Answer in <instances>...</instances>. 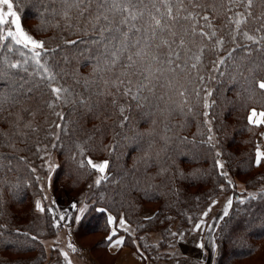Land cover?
<instances>
[{
  "label": "trees",
  "instance_id": "obj_1",
  "mask_svg": "<svg viewBox=\"0 0 264 264\" xmlns=\"http://www.w3.org/2000/svg\"><path fill=\"white\" fill-rule=\"evenodd\" d=\"M201 3L208 9L204 14L212 17L217 36L225 40L223 48L213 50V41L198 40L199 46L207 45L202 64L183 72L165 70L159 84L171 80L175 87L157 86L154 95L145 91L148 99L138 103L123 95L122 87L97 84L93 33L69 30L59 17H53L59 5L50 0H14L23 29L44 41L45 49H55L42 52V62L58 73L53 86L62 85L71 95L68 103L48 107L55 97L37 74L40 69L31 60L32 53L15 44L11 52L0 48V62L7 58L22 63L21 69L12 70L14 75L0 79V264H47L44 241L54 236L58 220L54 211L48 209L40 218L33 208L41 193L37 177L45 145H50L58 163L53 174L57 210L68 213L67 224L75 225L73 235L80 245L105 252L109 216L115 222L123 219L139 233H159L162 243L172 241L175 230H186L197 222L207 204L224 190L232 195V206L216 230L213 264H264V162L255 164L257 136L264 125L248 120L252 109L264 111V95L250 96L247 82L234 67L242 59L253 68L264 65V41L254 44L242 35L232 41L234 24L229 18L235 20L237 12H245L242 3ZM251 10L253 16L241 27L259 40L264 28L256 29L264 24V3L254 0ZM71 40L82 42L65 43ZM237 43L243 47L233 53L234 59H226ZM219 58L226 59L219 66L223 75L213 70ZM199 76L205 77L203 82ZM85 81L91 82L87 88ZM181 86L185 97L177 94ZM205 88L212 92L207 109ZM185 99L181 112L176 106ZM89 159L108 162L106 179L99 185L93 180L95 170ZM217 160L222 161V169L216 166ZM231 178L242 181L244 191L229 184ZM83 194L89 195L88 208L76 220ZM144 209L153 210V215L141 218ZM123 235L125 245L146 255L131 235ZM88 236L93 241L90 245L81 242Z\"/></svg>",
  "mask_w": 264,
  "mask_h": 264
},
{
  "label": "snow or ice",
  "instance_id": "obj_2",
  "mask_svg": "<svg viewBox=\"0 0 264 264\" xmlns=\"http://www.w3.org/2000/svg\"><path fill=\"white\" fill-rule=\"evenodd\" d=\"M50 3L59 5L58 9L52 11V15L54 18L59 17L69 30H76L81 34L93 33L91 43L96 59L93 74L99 77L97 84L102 83L105 87L111 85L117 90L122 87L124 89L122 94L131 96L138 103L142 99H148L147 96L143 95L145 91L154 95L157 86L175 87L171 80L164 85L159 84L165 70L175 73L177 69H180L183 72L187 69H197L202 64L207 45L199 46L197 44L198 40L213 41V50L223 48L225 43L223 37L217 36L211 22L212 17L204 14L208 9L201 3V0H50ZM229 3H242L245 8L244 13H236L237 19L229 18L230 23L234 24L232 41L235 43L238 35H242L254 44L264 41V36L257 40L254 35H250L241 27L247 24L248 18L253 16L251 9L254 0H229ZM261 3H264V0H261ZM212 9L215 10V5L212 6ZM229 11H231V8H229ZM201 20L204 21L203 24L200 23ZM262 28H264V24H261V28L256 29V31L259 32ZM81 42L76 40L65 41V43L71 45ZM12 44L28 49L32 53L31 60L40 69L37 74L40 76L41 81L46 82L45 86L50 88L52 95L55 97V100L49 103L48 107H54L56 102L68 103L67 97L71 95L70 90L62 85L53 86L58 73L53 66L42 62V52H54L55 49H45L44 41H37L24 31L21 27L20 17L14 10V0H0V48H5L11 52L13 50ZM239 47H243V45L237 43L235 48L230 49L226 59H234L233 53ZM194 48L195 51H193ZM20 55L24 56L25 53L21 52ZM226 59L219 58L214 61L216 67L213 70L223 75L219 66L224 65ZM189 61L192 62L189 63ZM27 63L28 60L25 59L23 64ZM21 67V61H12L5 58L0 62V79L14 75L15 73L12 70H19ZM234 67L239 76L247 82V91L250 96L255 95L257 92L264 95V75H262L264 65H257L253 68L244 63L242 59ZM24 70L27 71V69ZM107 73H112V76L107 77L105 75ZM211 78L209 77V79ZM198 79L203 82L205 77L199 76ZM90 83L85 81L84 86L87 88ZM39 86V84L36 85V87ZM176 91L180 97L186 96V89H183L182 86L177 88ZM204 92L203 106L207 109L211 107L208 97L212 95V92L207 88L204 89ZM101 94L104 93L101 92ZM196 95L199 96L200 93L197 92ZM11 99L15 103L16 97ZM158 99L163 100L164 97L160 96ZM81 102L83 103V100ZM186 103L187 100L185 99L176 108L182 112L183 104ZM56 115L60 119H64L60 113H56ZM169 115H171V111ZM204 115L207 116L208 113L205 112ZM256 117H259V119H254ZM248 120L250 124L255 126L264 125V111L257 113L255 109H252ZM28 126L26 125V127ZM57 127H60V125H57ZM211 139L209 137V142H211ZM216 155L219 156L220 153L217 152ZM262 162H264V151L257 146L255 164L259 166ZM87 163L102 174L96 180V184L99 185L102 180L106 179L103 173L108 168V162L104 161L96 164L89 159ZM216 166L223 168V164L219 160L216 161ZM32 171L35 172V169H32ZM222 174L227 175L226 173ZM229 184H231V181H229ZM241 203H243V200H241ZM231 206L232 200L229 199L220 219L228 216ZM36 209L40 212L45 211L39 201L36 202ZM49 211L52 210L49 209ZM208 211H211V208ZM203 215L207 216L208 212H204ZM59 219L64 220L65 217L62 215ZM108 219L110 224L114 222L113 217L110 216ZM118 223L120 227L127 231L126 222L123 219L119 220ZM0 227L3 226L0 225ZM199 228L200 224H197L196 229ZM116 236L117 232L114 229L107 240L113 247L122 246L123 239H113ZM68 247L76 251L73 245L69 244ZM199 247L203 248L204 245L200 244ZM62 255L67 264H71L68 254L64 252Z\"/></svg>",
  "mask_w": 264,
  "mask_h": 264
},
{
  "label": "rangeland",
  "instance_id": "obj_3",
  "mask_svg": "<svg viewBox=\"0 0 264 264\" xmlns=\"http://www.w3.org/2000/svg\"><path fill=\"white\" fill-rule=\"evenodd\" d=\"M5 10H6V6H5ZM254 119H259V117H256ZM257 146H259L260 149L264 151V131H260L258 133L256 148ZM92 162L99 164L104 161L92 160ZM220 162L222 163V161ZM57 165H58L57 160L51 152L50 145H45L42 149L41 160L39 163L40 166L39 178L41 179L40 180L41 193L38 197L35 198L33 202V208H34V213L40 218H43L46 215L45 213H47V210L51 209L52 212L53 211L55 212L58 220V226L55 227L56 229L54 231V236L44 241V246L46 248V255H47V261H46L47 264H64L65 260H62L60 257L62 253L61 241L62 240L64 241V236L65 237L67 236L66 230L70 229L69 225L67 224V221L69 219L68 213L65 211L57 210L56 202L53 196V174ZM104 174L105 173H103V175ZM101 175L102 174L100 172L95 170V176H94L95 178H93V180H95V183L96 180L99 179ZM230 180L231 183L235 185L237 191L239 192L244 191L245 186L242 181L235 180L232 178ZM88 197H89L88 194H83L81 196L79 200L80 202H78L77 212L75 214L76 220H78L79 217L88 208V204H87ZM229 199L232 200V195L223 190L217 196V198H215L214 200L210 201L207 204L205 210L198 217L199 219L197 220V222L190 225L188 228H186V230L177 229L174 231V227L176 224L175 223L173 226L174 233H172V241L171 239H166V243H162L161 242L162 237L159 233L157 232L139 233L135 231L134 226H133L134 231L132 233L133 235L131 236L133 239H135L134 240L135 245L138 247V245L141 244L142 245L141 247H144L145 249L140 248V250L142 251L144 250L145 254L149 256V258L153 261L159 262L165 260L170 256H179L181 247L183 251H187L190 254H192L194 253V248L197 244V241L201 239V233L203 234L205 229H209V227H213L216 223H218L216 226V230H217V228L219 227L220 220H222L220 219V217L223 215L224 208ZM37 201H39L41 203V206L45 208L44 212H40L36 209ZM209 208H211V211H208ZM144 211H147L150 215H153L154 213V211L151 209H144L140 214L141 218L145 216L143 214ZM206 211L208 212V215L204 216L203 214ZM62 215L65 217L64 220L59 219V217ZM64 224H66V226H64ZM197 224H200V228L198 230L196 229ZM66 227L68 229H66ZM216 230H215V234H216ZM81 242L90 245L92 244L93 241L92 238L88 236V237H82Z\"/></svg>",
  "mask_w": 264,
  "mask_h": 264
},
{
  "label": "crops",
  "instance_id": "obj_4",
  "mask_svg": "<svg viewBox=\"0 0 264 264\" xmlns=\"http://www.w3.org/2000/svg\"><path fill=\"white\" fill-rule=\"evenodd\" d=\"M143 214L145 215L143 218H149L152 216L147 211H144ZM118 222L119 220L116 222L114 221L111 224L109 223V235L115 229L116 232H121V234H117L113 239L122 238L124 241L123 234L133 235L134 228L125 221V227L127 228V231H125L124 228L119 226ZM217 224L218 223L213 227H209V229H205L203 234L201 233V239L197 241L194 253L190 254L187 251H183L181 247L179 256H170L159 262L151 260L146 255H141L137 247V249H133L130 246L125 245V242L122 246L113 247L108 241L105 252L91 250L88 247H84L74 239L73 231L75 225H69L70 229L66 230L67 236H64V241L62 240L63 242L61 241V250L62 253L66 252L68 254V259L71 261V264H213L215 257L214 235ZM66 229L68 228L66 227ZM69 244L73 245L76 251H73L72 248L68 247ZM200 244H203L204 247L200 248ZM62 253L60 257L62 260H65ZM64 264H67L66 260Z\"/></svg>",
  "mask_w": 264,
  "mask_h": 264
}]
</instances>
